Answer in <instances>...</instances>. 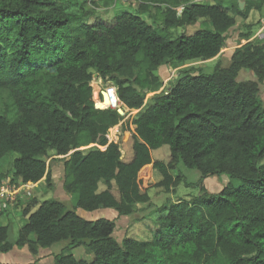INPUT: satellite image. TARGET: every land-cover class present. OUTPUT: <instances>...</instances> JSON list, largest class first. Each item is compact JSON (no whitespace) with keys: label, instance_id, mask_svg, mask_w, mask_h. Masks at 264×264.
Segmentation results:
<instances>
[{"label":"trees","instance_id":"obj_1","mask_svg":"<svg viewBox=\"0 0 264 264\" xmlns=\"http://www.w3.org/2000/svg\"><path fill=\"white\" fill-rule=\"evenodd\" d=\"M133 1L134 12L90 23L71 12L69 0H0V159L16 154L12 181L50 186L46 159L61 156L63 188L76 196L73 209L33 198L15 242L0 222V252L26 246L36 254L67 240L53 264H264V41L249 40L253 25L244 24L264 0H243V9L238 0ZM237 18L247 31L226 67L184 72L159 91L161 66L216 57ZM190 25L198 29L185 32ZM242 69L256 80L237 81ZM94 74L136 111L129 120L95 106ZM117 125L130 134L129 155L106 136ZM163 145L166 162L151 154ZM179 162L200 172L198 193L158 206L149 240L126 235L119 242L115 220L76 213L110 208L127 216L149 205L153 186L167 193L191 186ZM154 170L161 178L153 185L147 176ZM220 175L228 184L208 191L203 180ZM81 246L91 260L73 255Z\"/></svg>","mask_w":264,"mask_h":264},{"label":"rangeland","instance_id":"obj_2","mask_svg":"<svg viewBox=\"0 0 264 264\" xmlns=\"http://www.w3.org/2000/svg\"><path fill=\"white\" fill-rule=\"evenodd\" d=\"M72 2L71 12L76 13L78 19L80 21L93 23L95 20L101 19L106 22H112L115 16L120 14L123 11H132L134 12L133 7L136 2L126 1V0H114L109 5H104L102 0H69ZM195 2H203V3H214L217 0H193ZM226 5V0H223ZM260 17H264V9L259 14ZM243 21L240 18H237V23L226 33V41L224 50L216 57L211 60H194L189 61L184 64L178 65L177 67H171L169 65H163L157 70V74L161 77L163 84L159 91L166 90L172 82L177 78V76L182 75L184 72L197 74L199 72L210 73L214 66L218 63L223 67H226L229 64L230 56L229 53L240 43L239 35L241 32L247 31L244 27ZM251 34H255L258 31V27L254 22L252 24ZM202 27L210 28V25H203ZM196 29H198L197 25H190L184 29L187 33H192ZM174 32L180 33L181 29H176ZM264 41V39H263ZM229 57V60H228ZM246 80H256L253 72L242 69L239 71L237 75V81H246ZM97 86V85H95ZM101 87V85H99ZM104 85H102L103 87ZM260 88V97L264 101V86L261 83L259 85ZM153 93L148 92L146 95V102L149 101L150 97ZM99 106V105H98ZM136 111H127L123 110L122 116L124 120H129ZM110 138L115 139V134L117 137V142L121 144L122 148L128 151V155L130 153V143L131 137L130 134L123 135L119 126H115L111 128L109 131ZM122 142V143H121ZM152 157L154 159H159L162 161H168L169 159V148L167 145H163L158 149L152 150ZM16 157L15 153H11L6 157L0 159V174L3 175L1 182L12 181V167L11 162ZM47 166L51 173V185L47 186L46 182L43 181L39 187L27 188L24 191V194H30L31 190H35L36 193L38 190L43 191V195L41 193L37 194L35 198H37L38 202H42L47 199H57L63 201L67 208L73 209L74 202L76 200V196L74 194L67 193L63 188V161L64 158L61 156H50L46 159ZM177 171L184 175L186 182H195L199 177V172L196 169L188 168L183 165H179L177 167ZM222 175L219 176L220 180H223ZM227 178V183L230 181L229 177L225 175ZM160 174L157 171H151L147 176V181L150 184H155L160 180ZM218 178V177H215ZM222 178V179H221ZM232 185L237 187L241 185V181L239 179H234L231 181ZM212 184V183H211ZM225 184V185H226ZM100 189L104 188L103 183L99 185ZM222 189V187H221ZM220 189V190H221ZM198 193V188L195 185L187 186L184 183H180L175 191L172 193H167L163 190L162 187L153 186L149 190L150 195V203L149 205H139V209L137 212L127 215L120 216L115 218V230L113 236L117 241H121V239L126 236H132L139 240H149L152 238V232L155 226V219L153 212L154 210L165 202L167 198H171L172 200H176L179 198H189L190 196L196 195ZM34 198V197H33ZM33 198L25 199L24 196L22 198H18L15 202L4 208L2 212V216L0 218V222L3 225H7L9 227L8 230V240L10 242H15L17 238L18 229L25 223L26 217L23 215V209L26 205L32 201ZM37 206L32 208V211ZM76 213L87 220H95L98 218H107L108 214L104 209H97L93 211H87L81 208L76 209ZM117 216V215H116ZM110 219V218H109ZM68 241L59 242L55 245L54 248H62L66 246ZM20 248V247H19ZM18 247L10 253V256L15 260L19 261L25 259V256L21 253L22 251ZM55 249V250H56ZM62 250V249H61ZM73 255L76 258H82L86 260L92 259V254L88 253L83 246L75 248L72 250Z\"/></svg>","mask_w":264,"mask_h":264},{"label":"crops","instance_id":"obj_3","mask_svg":"<svg viewBox=\"0 0 264 264\" xmlns=\"http://www.w3.org/2000/svg\"><path fill=\"white\" fill-rule=\"evenodd\" d=\"M263 9H264V4H263L261 10H251V12H250L248 18L246 19V21L244 22V24H253L255 22L256 23L255 27L259 28V22L264 19V17L259 16V14L263 11ZM253 36H254V34L251 36V38H253ZM251 38L249 40H251ZM234 49L229 53L230 57H231V54L234 51ZM223 50H224V48L221 49V52ZM228 60H229V57H228ZM262 84L264 86V81ZM179 165L185 166L182 162H179L177 167ZM200 177H201V174L199 172V177L195 182H189V181H187V182L192 184V185H195V183L200 179ZM215 177H218V178H215ZM221 177H223L222 181L220 180L219 176H210V177L205 178L203 180V184H204L205 188L210 192H218L221 189V187L225 186V184L227 183L226 176L222 175ZM42 182H43V180H41L37 183H31V184H32V187L35 188V187H39L42 184ZM34 191L35 190L33 189V190H31L30 194H24L23 195L24 198L25 199H29L30 197L35 198L37 194L41 193L43 195V193H44L43 191H39V190L36 193H34ZM104 210L108 214L107 216H109V217H107L108 219L110 218L112 220H115V218L118 217V216H116L117 212L115 210L110 209V208H106ZM1 216H0V218H1ZM8 230H9V227H8ZM57 244H55V245H57ZM55 245H53L51 247H46V248H38L36 254L30 253L26 246L20 247V248L18 247L22 251L21 253L25 256V259H23V260L19 259V261L15 260L14 258H12L10 256V253H12L15 248H17V246H14L9 252H6V253L0 252V264H53L54 263V256L59 254L61 249L63 248V247L62 248L60 247V248L56 249V248H54Z\"/></svg>","mask_w":264,"mask_h":264},{"label":"built area","instance_id":"obj_4","mask_svg":"<svg viewBox=\"0 0 264 264\" xmlns=\"http://www.w3.org/2000/svg\"><path fill=\"white\" fill-rule=\"evenodd\" d=\"M252 39H258V40L264 39V19L259 22V29L254 34L253 38H251V40ZM90 85L93 88V99L96 107H97V102H100L105 105V107L103 108L116 109L118 112L123 111L124 109L129 111V109L119 101L116 93V88L111 83L103 84L101 78H99L98 76L97 77L93 76ZM99 85H101V87ZM102 85L104 86L102 87ZM101 91H105L108 95L109 102L107 104H105L101 98L100 95ZM114 99H116L119 102V106H116V102ZM109 131H111V129ZM108 133L106 136L109 142H117L116 134H115L116 140H114L110 138ZM29 187L32 188L31 182H22L19 180L0 182V212L5 210L4 208L15 202L18 198H22L24 195V191H26V189Z\"/></svg>","mask_w":264,"mask_h":264},{"label":"water","instance_id":"obj_5","mask_svg":"<svg viewBox=\"0 0 264 264\" xmlns=\"http://www.w3.org/2000/svg\"><path fill=\"white\" fill-rule=\"evenodd\" d=\"M244 4H245V2L243 0H238V5H239L240 9H243ZM97 76H98L97 74H94V77H97ZM100 95H101V98H102L103 102L105 104H107L109 102L107 93L105 91H101ZM119 114L122 115L123 111H120Z\"/></svg>","mask_w":264,"mask_h":264},{"label":"bare ground","instance_id":"obj_6","mask_svg":"<svg viewBox=\"0 0 264 264\" xmlns=\"http://www.w3.org/2000/svg\"><path fill=\"white\" fill-rule=\"evenodd\" d=\"M115 100V102H116V106H119V102L116 100V99H114ZM99 105V106H98ZM97 107L98 108H103V107H105V105L104 104H102V103H100V102H97Z\"/></svg>","mask_w":264,"mask_h":264}]
</instances>
